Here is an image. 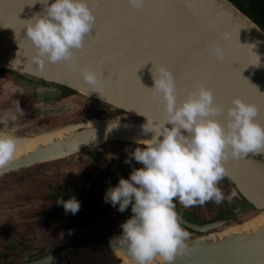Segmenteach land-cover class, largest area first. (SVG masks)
I'll list each match as a JSON object with an SVG mask.
<instances>
[{
  "label": "water",
  "instance_id": "water-1",
  "mask_svg": "<svg viewBox=\"0 0 264 264\" xmlns=\"http://www.w3.org/2000/svg\"><path fill=\"white\" fill-rule=\"evenodd\" d=\"M0 68L36 80L31 92L9 96L58 97L66 87L73 93L62 100L98 102L92 111L47 113L48 122L30 126L31 134L9 138L77 125L75 135L59 147L20 158L2 167L0 176L82 150L89 153L91 145L125 141L207 161L211 175L249 210L242 217L213 212V220L203 223L176 216L198 233L188 239L90 240L9 264H73L83 258L85 247L132 251L153 241L186 244L161 264H264V231L254 238L194 244L264 210V30L231 0H0ZM113 110L120 111L91 113ZM133 134L182 137L190 148L210 149L218 165L206 156L182 157L133 141ZM239 145L241 153L233 154ZM126 178L104 175L103 181L118 197L132 201Z\"/></svg>",
  "mask_w": 264,
  "mask_h": 264
},
{
  "label": "flooded vegetation",
  "instance_id": "flooded-vegetation-1",
  "mask_svg": "<svg viewBox=\"0 0 264 264\" xmlns=\"http://www.w3.org/2000/svg\"><path fill=\"white\" fill-rule=\"evenodd\" d=\"M231 1L264 30V0ZM16 79L17 77L6 76L1 71L0 87L5 91L4 84L13 83ZM72 93L62 90L58 98L61 99ZM9 95L0 100V105L9 102V106L7 108H1L0 106V111H4L2 109L15 112L33 111V109L28 108L27 104L29 101H33L34 98L23 95ZM15 100H20V102H14ZM95 105H88L83 110L77 111H92L91 108ZM37 110L40 111L37 114L39 115L37 120H45L47 118L45 117V109L40 107ZM136 146L125 141L104 143L98 149L89 151L84 155L85 157L81 156L79 159L72 161L73 164L79 161L77 162L78 168L72 166L73 164H68L75 167L76 169L70 168V170H75L77 173L72 174L75 176H73L74 178H64L59 182L49 181L47 177L35 176L33 178V174H29L30 172L22 174L23 177L20 182L27 185L20 187L25 188V190L15 193L13 197L9 195L6 201H0V203H10L11 210L6 215L7 220L27 222L35 219L33 221L38 223L28 225L27 229H23L22 225H18L21 222H16L18 228H15V231H10L11 237L14 238L12 243L7 240L3 245L0 244V264H3L1 260L5 256L24 253L27 249L33 248V245H35L34 238L36 236L43 237L41 230L45 229V219L50 217H57L58 223L54 225L73 237L78 236L84 228L92 224H99L104 228L111 225L121 226L120 232L116 230L115 234L111 235L112 237L105 228L93 237H89L88 240H109L110 238L120 239L119 241L126 240V242L152 239L181 240L188 235L198 234L181 221H178L176 216L194 223L213 220L211 219V212L213 213L215 209L210 207L214 206L213 202L216 200V195L223 190V186L217 179L209 176L208 169L203 162L197 159L192 160L191 166L193 167H186L181 162V166L177 167V162H175L176 166L172 165L173 175L178 177V187L172 189L165 186L159 177L161 172L159 168L155 167L153 169L152 167L154 171L150 169V165L146 160L147 157L144 155L149 150L142 147L137 149ZM61 162L69 161L64 159ZM178 168H181V171H174ZM95 169H99L101 172H93L92 175V171ZM156 169L158 172L155 171ZM199 171L203 173L200 179L195 177V173ZM178 173L180 174L177 176ZM104 175H126V183L132 193L130 196L133 197V202L118 197L110 190L103 181ZM188 177L193 184L190 187L198 191L196 197L188 196L185 193L184 184ZM115 183L120 184V182ZM199 184L206 187V190L201 191L202 189L198 188ZM10 188L9 192L17 191L12 187ZM181 199H184V202ZM186 201L189 208L184 209ZM201 205H203L202 208ZM2 212L1 209L0 213ZM195 214H198V217H194ZM174 223L178 224L174 225ZM51 226L55 227L53 224ZM35 231H40V234L32 233ZM31 253L32 255L27 252L25 259L38 255L36 250H32Z\"/></svg>",
  "mask_w": 264,
  "mask_h": 264
},
{
  "label": "rangeland",
  "instance_id": "rangeland-1",
  "mask_svg": "<svg viewBox=\"0 0 264 264\" xmlns=\"http://www.w3.org/2000/svg\"><path fill=\"white\" fill-rule=\"evenodd\" d=\"M12 76L17 77V79L13 83L9 82L7 84H4L5 91L2 90V88L0 87V100L9 94H12L13 91L19 92L20 90H22L23 92H27V91L31 92L32 86H30V84L31 82L32 83L36 82V80H34L33 78H30L22 74L14 73V75ZM31 95H32L31 97L34 98V100L29 101L27 105H28V108L33 109V111H16L15 112V111H8L9 109H2L4 111H0V133L1 134L3 133L2 134L3 136L11 138V137L18 136V135L31 134L32 133L30 132L31 130H28V129H30V126L37 124V117H39V115L37 114H39L40 111L39 110L36 111V109H39L40 107L45 109V117L48 118L47 115L49 113L57 114L63 111H77L80 109L83 110L88 105L98 103L96 100L91 99V98L84 99L82 97H78L75 100L72 99L69 102V101L59 99L58 97H55V94H51L47 96L46 98H45V95H39L36 93L31 94ZM101 145L102 144L91 145L89 146L88 151H93L94 149H98V147H101ZM135 145H137L135 147L137 149H140L142 147L150 151V152L147 151L144 153V155L147 157L146 160L148 161L150 165V169L152 170V167L153 169L155 167H158L159 171H161L159 174V177L161 178L162 184L172 189H175L178 187V181H177L178 177H174L172 165H175V162H177L176 163L177 167H180L181 166L180 162H181L186 167H193L191 166L192 165L191 162L193 159L188 160L184 158H176L168 154H163L157 150L152 151L154 150L152 148H148V147L138 145V144H135ZM246 151H250L249 145L246 148ZM85 154L87 153H85V151L82 150L80 152H76L74 154H71L63 158L45 161V162L37 163L31 166L23 167L15 171H11L12 173L17 172V174H12V175H7V176H4V174L1 175L0 176V201H6V198L9 195H12L11 197H13L15 193H20L21 191L25 190V188L20 187L22 185H27L24 182L22 183L20 182V176L25 173V170H28V172L26 173L30 172L29 174H33V178H35V176L42 177V178L47 177L49 181L51 180L54 182L62 181L64 178L65 179L74 178L75 176L72 174L75 172V170L74 171L70 170V168H75V167L78 168L79 165L77 164V162L79 161H77L74 164L72 163V161H74L75 159L76 160L79 159L81 156L85 157L84 156ZM64 159H67L69 162L62 163L61 161H63ZM199 161L203 162L204 166L208 169L207 171H208L209 176L213 177L214 179H217L220 182V184L223 186L222 191L226 194V197L229 199L227 203L224 202L221 207H213V206L210 207L211 209H215L214 213L219 212L220 210L221 211L226 210L227 212H230L233 215H235V217H242L243 214L249 211L248 209H246V207L244 208L241 207L239 199L233 195V193L231 192L230 188L227 185L226 186L224 185L222 180L211 175L210 169H213V167L205 160H199ZM68 164H73L72 166H75V167H72ZM180 169L181 168L174 169V171L176 172L181 171ZM155 171L158 172L157 169ZM76 173L77 171L75 172V174ZM179 174L180 173H178L177 176ZM202 174L203 173L201 171L196 172L195 177L200 179ZM192 185L193 184L189 181V177L186 178V181L184 184L185 193L188 196L196 197L198 194V191L195 188L190 187ZM10 187H12L14 190L16 189L17 191L9 192L11 190ZM198 188L199 189L201 188L202 189L201 191L206 190V187L200 184L198 185ZM193 193H196V194H193ZM199 193L201 194L202 192H199ZM181 201L184 202V199H181ZM196 202H199V201H196ZM9 204H10L9 202H3V204L0 203V210L2 209L3 211L2 213H0V244L1 245L7 242V240L11 241L12 243L14 238L11 237L12 234H10V231L11 230L15 231V228H18L16 226L17 224L16 222H21V223H18V225L20 226L22 225L23 229H27L28 225H33V224L36 225L38 223L36 221H33L35 219L31 221H27V222H23V220H20V221L19 220L18 221L7 220L6 215L11 210L9 207ZM184 206H185L184 209L189 208L187 201H186V204H184ZM202 207L203 205H201V208ZM208 212H211V211H208ZM194 217H198V214H195ZM57 223H58L57 217H54V218L50 217L48 219H45V229L41 230L43 237L36 236L34 238L35 245H33V248H30V246H28V248L30 249H27V251L25 252L26 253L28 252L29 254L32 255L31 251L36 250L38 252V255H42V254H46L48 252L54 251L56 249L62 248L70 244L84 243L88 240L89 237H93L94 235H96L101 230H104L105 228L107 229L108 233H110V236L112 234H115V231L121 228V226H116V225H111L109 227L104 228V227H101L99 224H92L90 226H87V228H84L83 232L80 233L78 236L73 237L70 234L63 232V229L62 230L58 229L54 225ZM50 224L51 225L53 224V226L55 227H52ZM37 231L32 232V233L40 234V231L39 232ZM117 232H120V230ZM193 236L195 235L194 234L188 235L183 239L192 238ZM109 240L119 241L120 239L110 238ZM25 252L24 253L22 252L14 253V255L5 256L3 257L1 261L2 263H6L9 261H13V260L17 261V260L25 259V255H26Z\"/></svg>",
  "mask_w": 264,
  "mask_h": 264
},
{
  "label": "bare ground",
  "instance_id": "bare-ground-1",
  "mask_svg": "<svg viewBox=\"0 0 264 264\" xmlns=\"http://www.w3.org/2000/svg\"><path fill=\"white\" fill-rule=\"evenodd\" d=\"M93 124L92 122L88 123V125ZM76 127L77 125H68L52 131L34 134L31 137L9 139L0 135V169L37 150H42L50 146L59 147L65 138H72L75 135L73 130ZM130 139L182 157L206 156L218 165L217 161L211 158L210 149L203 145H196L190 148L189 141L182 137L165 138L158 134L155 136L133 134L130 136ZM242 148L243 145L237 146L233 149V154H240ZM253 148L255 149L254 144ZM259 231H264V210L253 215L246 221L231 224L219 229V231L198 237L194 240V244L211 245L230 237L254 238ZM185 245L183 242L168 243L153 241L133 248L132 251L121 248L110 249L105 246L96 247L95 249L85 247L82 250L83 258L76 260L73 264H161L166 259L180 253ZM255 264L263 263L256 262Z\"/></svg>",
  "mask_w": 264,
  "mask_h": 264
},
{
  "label": "trees",
  "instance_id": "trees-1",
  "mask_svg": "<svg viewBox=\"0 0 264 264\" xmlns=\"http://www.w3.org/2000/svg\"><path fill=\"white\" fill-rule=\"evenodd\" d=\"M257 23V22H256ZM259 25V24H258ZM260 26V25H259ZM261 27V26H260ZM262 28V27H261ZM2 71L3 74H5L6 76H12L14 75V72L9 70V69H6V68H0V72ZM19 74V73H18ZM62 90H67L69 92H73L71 89L69 88H66V87H63ZM14 102H20V100H15ZM1 108H7L9 106V102H5L3 103L2 105H0ZM120 110H113V111H93L91 112L92 114H97V115H113L115 113H118ZM48 122V118H45V120H37V123H46ZM28 172V170H25V173ZM24 173V174H25ZM12 174H17V172H10V173H7V174H4V176H7V175H12ZM21 174V173H20ZM22 176H20V179H21ZM226 186V184H224ZM229 199L226 197V194L221 191L219 194L216 195V200H214L213 202V207H221L223 205V203H227ZM227 205V204H226ZM223 211H219V212H215V214H219V213H222ZM224 212H227L226 210H224ZM95 241H105V240H95ZM36 256V255H35ZM33 257V256H32ZM15 260L13 261H9V262H6V263H3V264H9L11 262H14Z\"/></svg>",
  "mask_w": 264,
  "mask_h": 264
}]
</instances>
